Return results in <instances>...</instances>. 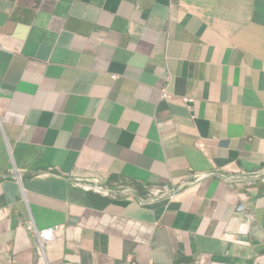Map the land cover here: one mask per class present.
Here are the masks:
<instances>
[{
	"label": "crops",
	"instance_id": "1",
	"mask_svg": "<svg viewBox=\"0 0 264 264\" xmlns=\"http://www.w3.org/2000/svg\"><path fill=\"white\" fill-rule=\"evenodd\" d=\"M30 222L43 264H264V0H0V264Z\"/></svg>",
	"mask_w": 264,
	"mask_h": 264
},
{
	"label": "built area",
	"instance_id": "2",
	"mask_svg": "<svg viewBox=\"0 0 264 264\" xmlns=\"http://www.w3.org/2000/svg\"><path fill=\"white\" fill-rule=\"evenodd\" d=\"M193 100L192 99H189L188 102H192ZM77 184L79 186H82L83 189H91L90 186H88V184H82V183H79L77 182ZM102 189V187H101ZM105 192V191H103ZM161 193L160 192H156L154 193V196H158L160 195ZM27 228L30 230V231H36L37 234L39 235V245L37 247V255H38V258H39V264H43L44 262V259H43V247H44V244L46 243H49L50 241L54 240L55 239V234H56V231L55 229H48V230H43V231H37V229L35 228L34 224L33 223H28L27 225Z\"/></svg>",
	"mask_w": 264,
	"mask_h": 264
},
{
	"label": "clouds",
	"instance_id": "3",
	"mask_svg": "<svg viewBox=\"0 0 264 264\" xmlns=\"http://www.w3.org/2000/svg\"><path fill=\"white\" fill-rule=\"evenodd\" d=\"M80 183H82V182H80ZM82 184H88V186H90L89 183H82ZM90 187L92 188L93 186H90ZM92 189H93V188H92Z\"/></svg>",
	"mask_w": 264,
	"mask_h": 264
}]
</instances>
